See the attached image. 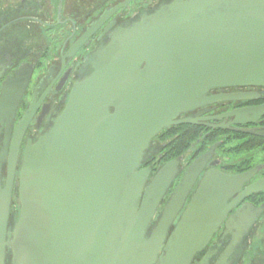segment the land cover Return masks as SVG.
<instances>
[{"label": "water", "instance_id": "obj_1", "mask_svg": "<svg viewBox=\"0 0 264 264\" xmlns=\"http://www.w3.org/2000/svg\"><path fill=\"white\" fill-rule=\"evenodd\" d=\"M32 71L23 66L3 84L1 118L15 117ZM81 73L64 109L27 139L20 213L8 227L29 111L16 126L4 187L0 176V264L7 253L10 264H194L246 176L207 173L182 212L205 165L198 158L156 218L181 157L148 184L151 168L140 167L161 131L195 123L181 114L222 99L208 97L210 90L264 86V0H173L112 33ZM246 212L260 211L239 209L226 229ZM243 234L216 264H227ZM211 258L208 252L196 264Z\"/></svg>", "mask_w": 264, "mask_h": 264}, {"label": "flooded vegetation", "instance_id": "obj_2", "mask_svg": "<svg viewBox=\"0 0 264 264\" xmlns=\"http://www.w3.org/2000/svg\"><path fill=\"white\" fill-rule=\"evenodd\" d=\"M172 2L0 0V98L3 84L13 80L21 67L33 68L27 84L20 91L15 117H0V176L4 187L9 176L16 126L27 111L31 116L17 158L8 227L10 223L17 222L20 213L17 181L27 139H36L64 109L75 81L82 74L85 58L100 44L109 43L112 33L119 28L133 25L143 14H153ZM207 96L222 99L181 114L179 119H190L195 123L165 128V135L159 136V133L145 155L140 169L151 168L146 184L163 165L181 157L180 172L165 195L156 218L187 168L198 158H203L205 165L182 212L207 173L225 177L244 175L246 179L226 202V206L233 205L232 209L206 248L195 258L194 264L208 252L212 254L209 264H216L235 235L240 233L244 234L227 264H264V86L219 87L210 90ZM10 125L13 129L9 128ZM178 129L184 133L193 132L198 137L195 144L192 143V149L164 162L167 158L165 150L176 137ZM256 185V190H253ZM243 207L248 212H260L256 215L253 212L247 215L246 212L227 230L228 219ZM246 226L248 228L244 231ZM10 262L11 256L7 253L6 263Z\"/></svg>", "mask_w": 264, "mask_h": 264}, {"label": "trees", "instance_id": "obj_3", "mask_svg": "<svg viewBox=\"0 0 264 264\" xmlns=\"http://www.w3.org/2000/svg\"><path fill=\"white\" fill-rule=\"evenodd\" d=\"M165 130L161 131L159 136L165 135ZM181 130L182 129H178L176 132V137H172L173 139L170 145L168 144V147L165 150L167 151V153L165 152L167 158H164V162L172 158H177L178 156L186 153L188 149H192V143L195 144L194 142L198 135L193 132L184 133Z\"/></svg>", "mask_w": 264, "mask_h": 264}, {"label": "rangeland", "instance_id": "obj_4", "mask_svg": "<svg viewBox=\"0 0 264 264\" xmlns=\"http://www.w3.org/2000/svg\"><path fill=\"white\" fill-rule=\"evenodd\" d=\"M2 1V0H1Z\"/></svg>", "mask_w": 264, "mask_h": 264}]
</instances>
